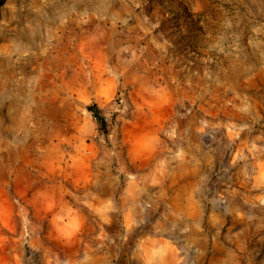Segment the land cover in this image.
Wrapping results in <instances>:
<instances>
[{
	"label": "rangeland",
	"instance_id": "374dc122",
	"mask_svg": "<svg viewBox=\"0 0 264 264\" xmlns=\"http://www.w3.org/2000/svg\"><path fill=\"white\" fill-rule=\"evenodd\" d=\"M0 264H264V0H0Z\"/></svg>",
	"mask_w": 264,
	"mask_h": 264
},
{
	"label": "bare ground",
	"instance_id": "6f19581e",
	"mask_svg": "<svg viewBox=\"0 0 264 264\" xmlns=\"http://www.w3.org/2000/svg\"><path fill=\"white\" fill-rule=\"evenodd\" d=\"M37 34L38 33H36L35 35L37 36ZM22 35L29 37L25 31L22 33ZM54 42H55L54 44H51L50 50H45V53L42 54L41 58H43L47 62H52V60L55 58H59L60 60H62L64 62H71L72 57H70L69 55H65V54L64 55H58L59 52L65 53L66 51L69 50L70 43H71L70 37L69 36H63V35H59V36L57 35V37L54 39Z\"/></svg>",
	"mask_w": 264,
	"mask_h": 264
},
{
	"label": "trees",
	"instance_id": "16d2710c",
	"mask_svg": "<svg viewBox=\"0 0 264 264\" xmlns=\"http://www.w3.org/2000/svg\"><path fill=\"white\" fill-rule=\"evenodd\" d=\"M90 108H91V107H90ZM91 110H93V111L95 112V111H96V107L93 106ZM94 116L96 117V119H97L100 123H102V118H101L100 116L96 115V113H95Z\"/></svg>",
	"mask_w": 264,
	"mask_h": 264
}]
</instances>
